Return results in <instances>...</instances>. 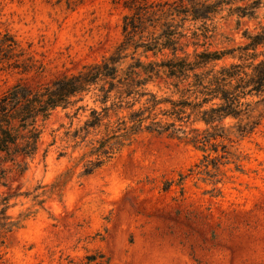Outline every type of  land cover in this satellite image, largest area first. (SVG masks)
<instances>
[{"label": "rangeland", "instance_id": "rangeland-1", "mask_svg": "<svg viewBox=\"0 0 264 264\" xmlns=\"http://www.w3.org/2000/svg\"><path fill=\"white\" fill-rule=\"evenodd\" d=\"M124 13L112 0H0V32L11 33L37 67L20 72L0 63V94L17 82L47 83L99 62L121 40ZM263 15L260 8L238 26L236 16H217L212 37L196 50L243 44V32H258ZM186 50L192 54L194 46ZM85 103L94 105L91 94ZM69 124L63 110L53 112L28 169L12 170L0 185L1 195L17 194L7 213L20 219L3 239L0 264H264V118L233 144L217 175L218 193L200 151L150 134L81 175L76 162L86 149L60 139Z\"/></svg>", "mask_w": 264, "mask_h": 264}, {"label": "trees", "instance_id": "trees-1", "mask_svg": "<svg viewBox=\"0 0 264 264\" xmlns=\"http://www.w3.org/2000/svg\"><path fill=\"white\" fill-rule=\"evenodd\" d=\"M112 1L125 13L122 38L106 57L47 83L17 82L0 94V185L6 186L12 170L22 174L28 169V160L43 143L47 121L60 109L70 120L60 139L73 150L86 149L76 162H82L81 175L92 174L139 135L150 134L200 151L201 164L218 193L217 175L234 155L233 144L264 118V24L253 34L245 30L246 42L237 47H196L212 37L216 27L210 24L217 16H236L238 26L241 18H254L264 8L263 0ZM190 45L192 54L186 50ZM24 55L11 33L0 32V63L30 71L36 65ZM226 56L236 60L218 64ZM88 94L93 106L85 103ZM15 196L0 194V246L20 225V219L7 213Z\"/></svg>", "mask_w": 264, "mask_h": 264}]
</instances>
